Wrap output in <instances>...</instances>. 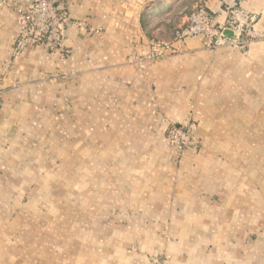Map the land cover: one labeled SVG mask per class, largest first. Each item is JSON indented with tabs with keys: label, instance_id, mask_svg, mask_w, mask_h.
Segmentation results:
<instances>
[{
	"label": "crops",
	"instance_id": "obj_1",
	"mask_svg": "<svg viewBox=\"0 0 264 264\" xmlns=\"http://www.w3.org/2000/svg\"><path fill=\"white\" fill-rule=\"evenodd\" d=\"M174 2L64 0L85 23L65 54L16 61L0 8V264H264L258 154L241 143L264 140V0H197L220 25L228 7L255 17L244 53L193 37L149 59L176 23L146 17ZM192 120L200 144L169 147L166 127Z\"/></svg>",
	"mask_w": 264,
	"mask_h": 264
},
{
	"label": "built area",
	"instance_id": "obj_2",
	"mask_svg": "<svg viewBox=\"0 0 264 264\" xmlns=\"http://www.w3.org/2000/svg\"><path fill=\"white\" fill-rule=\"evenodd\" d=\"M11 8L15 13L18 34L11 51V60L16 61L29 47H44L49 51L65 54L63 42L70 24L85 26L83 21L72 22L64 6V0H0V8ZM229 18L224 25L215 22L205 4L197 6L186 18L184 25L175 31L171 42L150 44L149 59L161 58L173 47L174 42H183L188 38L200 37L206 48L213 49L225 44L238 42L241 33L254 28L256 19L245 17L234 7H228ZM94 32L93 29H88ZM230 32L234 38L226 35ZM251 36L250 30L247 31ZM143 66H141L142 68ZM1 107V102H0ZM196 124H169L165 130V140L169 147L177 152L198 145L195 135Z\"/></svg>",
	"mask_w": 264,
	"mask_h": 264
},
{
	"label": "rangeland",
	"instance_id": "obj_3",
	"mask_svg": "<svg viewBox=\"0 0 264 264\" xmlns=\"http://www.w3.org/2000/svg\"><path fill=\"white\" fill-rule=\"evenodd\" d=\"M173 1H175L174 4H172V3L167 4V6L162 7V9H160V11H158V13H154V14L151 13L150 15H147V17H146L147 25H148V23L153 24V22H156V21H154V19H158L159 22L162 19H169L172 22L176 23L174 25L176 27L172 26V27H168V28H166V27L157 28L154 32H158L157 33L158 36L154 37V39H153L154 42H160V41L166 42V43L171 42L174 38L175 31L184 25V22H185L186 18L188 17V15L197 6L200 5V3L197 2V0H196V3H195V0H173ZM149 26H152V25H149ZM249 30L252 33L251 36L248 35V33H247V31H249ZM234 37L235 36H232L231 38H234ZM260 38H262V36L257 34L255 28L251 27L249 29L248 28L246 29V33H241L238 42H235V44L229 43V44H225L222 46H228L229 48L233 49V51H234V49H236V50H239L240 52L244 53L248 39L257 40ZM171 50H174V49L172 48L168 51H171ZM246 112H247V109H241V118L242 119L244 117L249 118L247 116L248 114ZM251 116H252V114H251ZM251 120L253 121L254 118H251ZM243 121L244 120H241L240 127H241V129L245 128L242 131V132H245L246 128H248L250 126L244 124ZM189 122H194L196 124V122L193 120L189 121ZM171 124H173V123H171ZM178 124H180V123H178ZM196 126H197V124H196ZM255 127H256L255 130H256L257 136L262 137L261 131H264V125L263 124H257ZM251 128H252V126H251ZM196 130H197V128H196ZM195 135H196V131H195ZM164 136H165V132H164L163 137ZM196 137H197V135H196ZM197 140H198V145H199L200 140L198 137H197ZM164 141L166 142L165 137H164ZM241 143H246L247 145L252 143V146L256 147L257 154H258V165H257V173H256L257 174V191H258V196L260 198H262V200H263L264 199V140H257L254 142H241ZM166 144H167V142H166ZM258 207H262V205L258 204ZM263 213H264V207H263ZM262 229H264V227ZM259 233H260V236H258V243H262V242H264V230L259 231ZM260 239H261V241H260Z\"/></svg>",
	"mask_w": 264,
	"mask_h": 264
},
{
	"label": "water",
	"instance_id": "obj_4",
	"mask_svg": "<svg viewBox=\"0 0 264 264\" xmlns=\"http://www.w3.org/2000/svg\"><path fill=\"white\" fill-rule=\"evenodd\" d=\"M226 35L229 36V37L233 36L230 32H227Z\"/></svg>",
	"mask_w": 264,
	"mask_h": 264
}]
</instances>
